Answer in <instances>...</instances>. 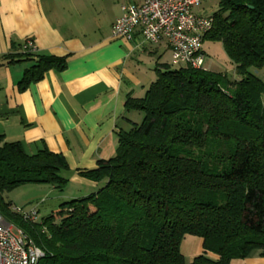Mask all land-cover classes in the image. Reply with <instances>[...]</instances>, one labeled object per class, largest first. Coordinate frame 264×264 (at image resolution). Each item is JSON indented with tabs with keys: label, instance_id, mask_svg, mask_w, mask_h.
<instances>
[{
	"label": "trees",
	"instance_id": "1",
	"mask_svg": "<svg viewBox=\"0 0 264 264\" xmlns=\"http://www.w3.org/2000/svg\"><path fill=\"white\" fill-rule=\"evenodd\" d=\"M205 36L223 43L239 79L227 73L157 65L143 97L128 112L143 120L117 132L118 149L82 172L102 183L72 198L42 221L14 212L6 195L27 183L64 190L70 168L62 153L28 154L0 136V210L44 251L39 264H231L264 252V0H218ZM36 56L24 90L66 56ZM186 236L202 239L192 261Z\"/></svg>",
	"mask_w": 264,
	"mask_h": 264
},
{
	"label": "crops",
	"instance_id": "2",
	"mask_svg": "<svg viewBox=\"0 0 264 264\" xmlns=\"http://www.w3.org/2000/svg\"><path fill=\"white\" fill-rule=\"evenodd\" d=\"M130 2L141 0H0L2 142H20L28 154L43 149L62 153L70 166L65 172L69 182L82 186L69 191L68 198L87 196L102 186L82 172L115 156L117 132L140 116L127 111L128 97H143L158 78V72L146 71L147 61L172 54L165 41L138 47L113 37L122 5ZM29 39L35 41L37 55L66 56L68 64L20 90L26 70L36 61V56L23 55L22 45ZM202 251L200 237H185V257L191 254L193 260ZM231 264H264V252Z\"/></svg>",
	"mask_w": 264,
	"mask_h": 264
},
{
	"label": "built area",
	"instance_id": "3",
	"mask_svg": "<svg viewBox=\"0 0 264 264\" xmlns=\"http://www.w3.org/2000/svg\"><path fill=\"white\" fill-rule=\"evenodd\" d=\"M210 0H141L122 5V14L112 28L113 37L127 38L140 47L143 43L165 41L172 51L173 65L204 68V36L213 29L214 17L200 11ZM141 37V38H140ZM22 51L37 53L34 40L22 45ZM25 219L38 221L39 211L13 207ZM44 251L21 227L8 221L0 210V264H39Z\"/></svg>",
	"mask_w": 264,
	"mask_h": 264
},
{
	"label": "rangeland",
	"instance_id": "4",
	"mask_svg": "<svg viewBox=\"0 0 264 264\" xmlns=\"http://www.w3.org/2000/svg\"><path fill=\"white\" fill-rule=\"evenodd\" d=\"M201 7L200 10L204 11L203 8L205 7L206 14L210 15L218 9V0L206 1ZM203 49L206 53L204 68L227 73L232 79L240 78L234 64L227 55L222 42L206 38L203 42ZM164 52L165 51L162 50L163 54ZM160 59L161 61L169 63L172 59V54L167 51L162 57L156 55L155 59L148 60L146 71L155 72L157 74V61ZM170 64L176 68L181 66L173 65L172 62H170ZM250 70L253 74L264 80V67H252ZM142 120L143 115H140L137 121L141 122ZM81 187L82 186L75 182H68L64 190H60L51 184L27 183L7 193L6 200L12 204V207L18 206L31 208L36 206L39 211L38 221H42L43 218L50 216L52 213H55L60 209L62 203L72 199L71 197L68 198L66 196L69 191L72 192ZM187 238L189 240L190 236H187ZM186 259L189 262L192 261L191 254L187 253Z\"/></svg>",
	"mask_w": 264,
	"mask_h": 264
}]
</instances>
